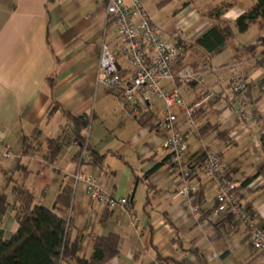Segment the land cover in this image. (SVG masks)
Wrapping results in <instances>:
<instances>
[{
	"label": "crops",
	"instance_id": "obj_1",
	"mask_svg": "<svg viewBox=\"0 0 264 264\" xmlns=\"http://www.w3.org/2000/svg\"><path fill=\"white\" fill-rule=\"evenodd\" d=\"M166 1L181 4L173 13L177 25L167 32L170 39H178L182 32L190 46L219 19L234 27L256 0H201V5L193 0ZM222 4L228 6L223 15L212 18L210 13ZM238 35L246 38L233 41ZM263 39L264 30L257 22L247 32L236 33L220 52L203 55L189 48L177 65L197 66L205 74L203 85L180 87L188 105L202 102L201 122L188 137L184 163L199 166L196 159L202 153L218 151L223 169L241 184V199L262 228L264 64L258 60L264 51H258L264 47ZM103 42L115 52L120 45L117 27L103 0H0V138L4 141L0 146V191L8 199L0 238L10 239L19 228L12 190L20 187L33 192L35 203L40 199L70 221V243L78 245L80 258L93 256L97 238L115 234L118 253L106 264H155L156 260L264 264V251L254 248L236 217L229 222L209 219L216 207L213 182L202 180L205 201L197 209L183 196L181 171L168 161L165 133L154 126L156 111L149 108L153 117L142 126L141 117L124 115L119 93L99 81ZM117 59L121 70L129 72L127 59L120 55ZM233 69L245 78L244 99L230 96L228 81ZM159 100L162 115L163 101ZM243 103L257 121L242 114ZM66 113L92 117L85 135L104 161L84 164L82 170L98 176L109 193L127 197L126 210L91 200L85 184L75 183L79 145H67L54 160L49 158L47 142L62 135L68 124ZM130 120L133 122L128 123ZM206 125L211 130L203 134ZM225 129H231L229 136L218 137ZM26 137L30 138L28 153ZM6 150L12 151L9 159L3 156ZM253 176L257 177L246 182Z\"/></svg>",
	"mask_w": 264,
	"mask_h": 264
},
{
	"label": "built area",
	"instance_id": "obj_2",
	"mask_svg": "<svg viewBox=\"0 0 264 264\" xmlns=\"http://www.w3.org/2000/svg\"><path fill=\"white\" fill-rule=\"evenodd\" d=\"M107 14L113 18L117 27L120 45L117 51L103 42L100 53L99 81L108 89L117 91L121 100V109L128 118H139L152 107L151 98L163 101L162 115L154 121V126L165 133L164 147L168 152V161L177 166L182 175L181 193L191 201V193L201 187L202 180L215 184L216 209L209 217L212 221L225 219L233 215L239 225L249 234L255 249L264 251V229L257 227L253 214L241 199V184L231 178L222 167L220 153L206 150L202 164L186 165L184 159L188 150V137L199 128L197 114L202 102L188 105L183 97L181 85L200 86L205 82V74L191 66L177 68L186 54V40H166L159 26L147 13L141 0H103ZM117 55L127 59L129 72L124 73L118 64ZM167 83L172 86L167 87ZM230 96L243 98L246 91L244 76L233 69L228 81ZM244 99V98H243ZM244 104V103H243ZM242 104V105H243ZM179 111H177V110ZM242 114L252 120L255 115L245 110ZM184 118H180V113ZM257 121V119H255ZM4 145L0 138V146ZM9 159L11 150L3 152ZM93 155L86 142L79 155V168L75 173V183L83 182L90 199L106 207L129 206L127 197H117L109 193L98 176L83 171L84 164H92ZM197 209L198 206L194 205ZM155 264H171L167 260H156Z\"/></svg>",
	"mask_w": 264,
	"mask_h": 264
},
{
	"label": "trees",
	"instance_id": "obj_3",
	"mask_svg": "<svg viewBox=\"0 0 264 264\" xmlns=\"http://www.w3.org/2000/svg\"><path fill=\"white\" fill-rule=\"evenodd\" d=\"M227 7V4H222L210 13V16L219 19ZM257 22H260V27L264 30V0H256L250 10L237 18L234 27L219 19L217 24L199 36L193 44L187 45L186 52L191 47L201 51L203 55L220 52L224 44L234 38L236 33L247 32ZM262 44L264 45V39ZM258 61L264 64V56ZM184 66L180 64V67ZM180 67L178 66V68ZM193 68L199 71L197 66H193ZM66 117L68 124L62 135L58 138L49 139L47 142L50 153L49 158L52 160L59 155L63 147L72 143L79 145V156L86 142H88L85 131L91 126L92 117L88 114L72 116L68 113H66ZM152 117L153 115L147 112L140 118L139 122L145 127ZM210 130L211 126L206 125L203 134ZM230 132L231 129L221 130L217 136H229ZM29 139V137L24 139L26 153H28L27 149L31 147L28 142ZM88 149L93 155L91 163L102 164L104 156L95 153L89 143ZM204 158L205 152L196 159L197 163L202 164ZM256 177H250L246 182L250 183ZM202 190V187H199L196 192L191 193L190 197L193 205L201 206L204 203L205 197ZM12 192L16 195L14 209L19 228L10 239L0 238V264H61L66 261H76L77 264H106L109 259L117 255L119 237L111 234L96 239L94 253L91 258H80L78 256V245L70 243V221L60 217L52 208L36 204L31 190L14 187ZM246 207L250 211L249 207ZM215 209L216 207L209 214L213 213ZM7 210V194L0 191V222H2ZM233 217V215H228L224 222L231 221ZM257 227H260V224H257Z\"/></svg>",
	"mask_w": 264,
	"mask_h": 264
},
{
	"label": "rangeland",
	"instance_id": "obj_4",
	"mask_svg": "<svg viewBox=\"0 0 264 264\" xmlns=\"http://www.w3.org/2000/svg\"><path fill=\"white\" fill-rule=\"evenodd\" d=\"M142 1H143V3H145L144 5L146 7L145 9H146L147 13L153 17L154 22L159 26L160 31H161L164 39L171 40L169 37V33H167V32H169L168 29L170 27H172V26L175 27L177 25L176 20H174V18H173V13L175 12V9H177V8H179V6H181L179 1H176V2L175 1L174 2H167L166 0H142ZM193 1H195L197 5H201V0H193ZM203 22L204 21H202V23ZM254 30L255 29L253 27L249 32L252 33V31H254ZM244 38H246V36L241 37V35H238L237 38L233 41L244 40ZM262 50L264 51V47H262V49H260L258 51V53L262 52ZM151 102H152L153 110H155L158 117H160L161 114L159 112V108H160L159 106H161V104H162L161 101L156 97H152ZM201 111H202V109L200 107L198 114H197L198 123L201 122L200 121V117H201V113H202ZM130 122H133V121L130 120L128 123H130ZM142 137H144V139L148 138V136H146V135H143ZM127 139H129V136L127 137ZM130 152L133 154L134 148L130 149ZM257 190H263V188L257 189ZM36 204L45 205V203L40 202V199L36 201Z\"/></svg>",
	"mask_w": 264,
	"mask_h": 264
}]
</instances>
